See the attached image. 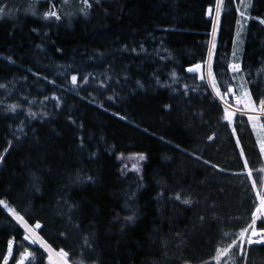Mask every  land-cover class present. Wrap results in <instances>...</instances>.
Wrapping results in <instances>:
<instances>
[{"label": "trees", "instance_id": "1", "mask_svg": "<svg viewBox=\"0 0 264 264\" xmlns=\"http://www.w3.org/2000/svg\"><path fill=\"white\" fill-rule=\"evenodd\" d=\"M13 1L12 15L0 18V84L7 86L0 89V154L13 141L0 163V199L40 220L41 235L70 251L76 264L210 260L217 246L234 238L223 232L235 233L250 221L256 196L244 159L253 169L264 163L247 117L237 115L233 136V126L221 119L219 100L209 88L192 91L201 81L185 71L207 59L212 29L207 8L215 0H100L87 16L73 0L74 9H60V21L43 19L48 2L34 4L32 15L19 6L21 0ZM238 3L225 0L216 35L213 70L222 87L232 76L227 65L233 60ZM248 13L264 18V0H251ZM243 33L238 62L259 98L264 96V25L249 19ZM72 75L79 87L70 84ZM84 76L87 84L79 80ZM185 84L187 95L181 94ZM52 96L60 97L59 107ZM15 103L17 111H8ZM29 109L35 118L27 115ZM21 126L26 135L18 131ZM120 153H144L147 159L139 173L122 174ZM262 175L253 172L258 187ZM177 192L190 194L195 203L169 198ZM128 216L134 219L127 221ZM22 231L0 208V257L7 240L20 241ZM85 237L91 247L84 245ZM42 252L32 264H41ZM14 255L18 258L15 249ZM248 264H264V246H252Z\"/></svg>", "mask_w": 264, "mask_h": 264}, {"label": "snow or ice", "instance_id": "2", "mask_svg": "<svg viewBox=\"0 0 264 264\" xmlns=\"http://www.w3.org/2000/svg\"><path fill=\"white\" fill-rule=\"evenodd\" d=\"M39 0H31L28 5L26 11L32 15H36V10L33 7L34 4L38 3ZM50 7L44 11L43 19H55L60 21L62 19V15L57 10L56 4L49 0ZM61 3L64 5H68L71 3V0H61ZM83 7L79 9L80 13L87 16L88 11L93 7V0H81ZM94 3L99 4L100 0H94ZM239 4L243 7L237 6L236 11L239 13V16L242 20L247 21L249 19H258L261 25H264V18H253L249 15L248 9L251 7V0H239ZM225 0H215L214 7L209 6L207 8V15L212 16L213 12H215V17L212 22V40L210 41V46L207 52V59L202 63H193L192 66L187 67L185 71L188 73H192L195 76H198L201 81V85H197L193 87L192 91H197L198 89L207 91L208 88L211 91L208 93L209 95H213V98L219 100L222 106V115L221 119L226 122L227 125L233 126L237 115L241 117L246 116V123L251 126V131L256 136V144L259 147V156L262 161H264V96L259 98H254L253 94L248 87L249 81L247 78L242 75L243 69L241 64L238 62L228 63L227 69L232 73L230 80L223 81V87L221 85V81L218 79V74L213 70V59L215 56L216 49V35L219 30L220 18L221 14L224 11ZM12 13L6 10V7H0V18L4 16H11ZM66 15H71V13H67ZM241 19L236 21L237 31L236 37L239 39L241 35V30L244 27ZM236 41L233 42V52L232 56L235 60L236 58ZM141 50L143 48L141 46ZM133 52L136 49H132ZM10 59V58H9ZM164 59V57H161ZM14 63V61H12ZM264 72V69L261 70ZM174 82L178 81L177 73L172 71L170 73ZM239 78V79H238ZM47 80V77H44ZM238 83H233L237 81ZM80 81L83 84H87L89 82V78L87 76L80 77ZM157 84H161L159 77L155 78ZM51 84H55V81H49ZM139 87H143L140 81L136 82ZM70 84L73 87H79L78 76L72 75L70 78ZM101 87H106L103 81L100 82ZM161 86H165L162 85ZM7 86L5 84H0V89H4ZM189 86L187 84L184 85L183 95L188 94ZM174 91H178L174 89ZM229 97L232 99L230 100ZM23 99L27 100V97ZM49 97L45 96L44 100H48ZM51 99L57 101V106L59 107L60 97L52 96ZM108 100L113 101L115 97L109 96ZM35 101H30L29 103H34ZM20 107L19 103L7 105V110L15 113L17 109ZM99 107L103 108L104 105L101 103ZM166 108H170V105H165ZM107 111V109H105ZM29 117L35 118L37 116L36 112L31 111L30 109L27 112ZM43 115L47 116V113H43ZM113 115L118 116L121 120H126L127 117L120 115L119 113H114ZM71 119V118H69ZM75 123V121H72ZM82 128L83 125H80ZM18 131L24 133V128L21 126ZM146 131V130H145ZM26 135V133H24ZM233 136L236 135V127H232ZM214 137L209 136L208 139L212 140ZM19 139V137H16ZM163 140V137H161ZM236 145L240 148V156L244 157L245 152L243 147H241L240 139L237 137ZM13 146V141H8V147L4 149V152L0 154V163L4 162L5 155L9 151V149ZM84 146L83 138H81V147ZM176 147H179L177 145ZM117 159L122 161L121 172L122 174L126 171H133L139 173L141 170L140 162L145 161L147 159L146 154L144 153H130L125 156L124 153H120L117 156ZM199 159V157H197ZM128 161H133L131 167L129 168ZM205 164L210 163L209 161H204ZM213 168L217 167L216 165H212ZM244 168L247 170L246 174L248 178L251 180L252 188L255 190L256 202L254 204V209L250 215V221L246 223V226H243L239 229V231L235 233L223 232L224 236H232L229 243L224 246H217L214 250V255L210 260H202L200 264H248V253L252 246H264V175L261 176L258 181L253 179V172L257 171L261 174H264V163L258 169H253L249 166V161L244 159ZM223 171V169H221ZM142 179V177H141ZM79 180V177H77ZM88 181H92V177H87ZM164 192L158 194V198H163ZM175 201H179L183 205L191 206L195 201L191 198V195H183L181 192L175 193L173 196L169 197ZM74 207V206H72ZM0 208L7 211V214L15 221V224L19 229H22V239L17 241L16 236H11L6 242V252L0 257V264H10V261L13 264H32V262L37 260V252L42 249L43 252L40 253L41 264H76V262L72 259V254L70 251H66L65 248L59 247L58 249L53 247L48 240L45 239L43 235H41V230L44 225L40 220L35 219L31 216H28L27 210L19 211L15 206H12L7 199H0ZM27 216V218H26ZM70 219V218H69ZM134 219L133 216L126 217L127 221H132ZM199 219L201 221L205 220L204 216H200ZM33 222L30 223L29 221ZM259 222V227H258ZM78 228L79 225H76ZM60 235L64 238H67V234L61 232ZM177 237L180 236V233H176ZM27 242L28 246H38L35 250H29V247L25 245ZM84 245L87 247H91V243L87 237L84 238ZM165 247L167 244L165 243ZM14 249L18 252V258L14 255ZM46 254V256L44 255ZM80 264H84L83 261ZM95 264V262H94ZM184 264H192L191 261L185 260Z\"/></svg>", "mask_w": 264, "mask_h": 264}, {"label": "rangeland", "instance_id": "3", "mask_svg": "<svg viewBox=\"0 0 264 264\" xmlns=\"http://www.w3.org/2000/svg\"><path fill=\"white\" fill-rule=\"evenodd\" d=\"M39 1H44V2H48L49 3V0H39ZM55 0H52V2H54ZM94 1V0H93ZM14 1L13 0H0V7H6V10L7 11H9V12H11L12 13V6H13V3ZM31 2V0H29V1H26V0H21V1H19L18 2V4H19V6H23L24 8H23V11H25L26 12V9L28 8V5H29V3ZM73 0H71V3L70 4H68V5H64V4H62L61 2H59V5H56V7H57V10L60 12V9H62V8H64V10H66V11H71L72 9H74V6H73ZM77 2H78V4L80 5L79 6V8H81V7H83V5H82V3H81V0H77ZM49 5H50V3H49ZM238 6H240V7H243L242 5H240L239 3H238ZM44 13V12H43ZM66 13H68V12H66ZM5 17V16H4ZM7 17V16H6ZM210 17V16H209ZM214 17H215V12H213V15L211 16V18H212V22H213V20H214ZM239 19H241V17L239 18ZM241 22H242V24H244V27L242 28V30H241V35H240V37H239V39H237V37H236V31H237V27H236V30H235V36H234V41H236V44H235V48H236V58H235V60L233 59L232 60V62H238L239 61V55H240V51L242 50V44H243V35H244V28H245V22L246 21H244V20H242L241 19ZM212 28V27H211ZM211 33H212V29H211ZM210 33V39H209V45H208V48H209V46H210V41L212 40V34ZM243 33V34H242ZM234 47V46H233ZM239 63V62H238ZM239 79V78H238ZM237 79V80H238ZM210 89V88H209ZM210 91H211V89H210ZM229 99L231 100L232 98L231 97H229ZM220 102V101H219ZM221 104V103H220ZM256 137V136H255ZM119 155V154H118ZM117 155V156H118ZM128 154H125V156H127ZM117 156H116V160H117V162H118V166H119V171H121V166H122V161H120V160H118L117 159ZM144 162L145 161H142V162H140V167L142 168V165L144 164ZM133 163V161H128V164H129V168L131 167V164ZM264 175V174H263Z\"/></svg>", "mask_w": 264, "mask_h": 264}]
</instances>
